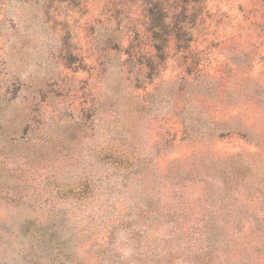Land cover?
<instances>
[{"label":"rangeland","instance_id":"1","mask_svg":"<svg viewBox=\"0 0 264 264\" xmlns=\"http://www.w3.org/2000/svg\"><path fill=\"white\" fill-rule=\"evenodd\" d=\"M0 264H264V0H0Z\"/></svg>","mask_w":264,"mask_h":264},{"label":"trees","instance_id":"2","mask_svg":"<svg viewBox=\"0 0 264 264\" xmlns=\"http://www.w3.org/2000/svg\"><path fill=\"white\" fill-rule=\"evenodd\" d=\"M62 1H70V0H62Z\"/></svg>","mask_w":264,"mask_h":264}]
</instances>
